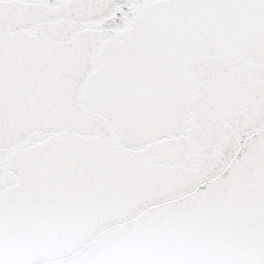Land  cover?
<instances>
[{
  "label": "snow or ice",
  "instance_id": "1",
  "mask_svg": "<svg viewBox=\"0 0 264 264\" xmlns=\"http://www.w3.org/2000/svg\"><path fill=\"white\" fill-rule=\"evenodd\" d=\"M0 264H264V0H0Z\"/></svg>",
  "mask_w": 264,
  "mask_h": 264
}]
</instances>
